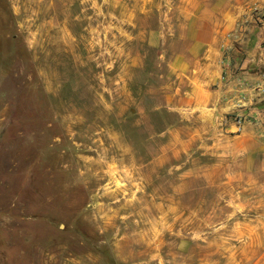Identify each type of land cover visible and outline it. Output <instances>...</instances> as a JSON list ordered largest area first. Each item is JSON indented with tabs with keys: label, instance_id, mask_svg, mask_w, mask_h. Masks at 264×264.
Listing matches in <instances>:
<instances>
[{
	"label": "rangeland",
	"instance_id": "1",
	"mask_svg": "<svg viewBox=\"0 0 264 264\" xmlns=\"http://www.w3.org/2000/svg\"><path fill=\"white\" fill-rule=\"evenodd\" d=\"M195 1L0 0V264H264V123L177 108Z\"/></svg>",
	"mask_w": 264,
	"mask_h": 264
},
{
	"label": "crops",
	"instance_id": "2",
	"mask_svg": "<svg viewBox=\"0 0 264 264\" xmlns=\"http://www.w3.org/2000/svg\"><path fill=\"white\" fill-rule=\"evenodd\" d=\"M235 1L222 8L199 6L195 1L185 8V39L191 51L175 57L172 67L186 86L177 104L179 110H196L206 124H212L217 113L235 111L249 116L255 125L245 126L242 141H248L254 139L260 127L256 126L264 123V21L242 27L249 31L239 42L245 47V56L233 65L225 61L221 51L231 41L226 35L237 28L244 12L241 0ZM253 1L264 5V0Z\"/></svg>",
	"mask_w": 264,
	"mask_h": 264
}]
</instances>
